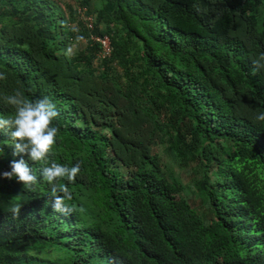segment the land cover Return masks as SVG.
I'll return each instance as SVG.
<instances>
[{"label": "trees", "instance_id": "trees-1", "mask_svg": "<svg viewBox=\"0 0 264 264\" xmlns=\"http://www.w3.org/2000/svg\"><path fill=\"white\" fill-rule=\"evenodd\" d=\"M261 54L264 0H0V95L49 97L51 159L81 167L69 213L40 163L0 175V264H264Z\"/></svg>", "mask_w": 264, "mask_h": 264}, {"label": "clouds", "instance_id": "clouds-1", "mask_svg": "<svg viewBox=\"0 0 264 264\" xmlns=\"http://www.w3.org/2000/svg\"><path fill=\"white\" fill-rule=\"evenodd\" d=\"M253 65L255 72L264 70V54L256 57ZM6 78V73L0 71V80ZM0 103L8 105L11 109L8 113L0 114V134L8 135L14 146V154L21 157L11 160L9 169L0 175L22 182L25 188L30 189L39 182L40 177L29 161L38 162L41 164L40 175L51 188L53 210L61 213L73 211L68 203L71 200L69 184L61 181H75L81 167L78 162L69 165L51 159L59 133V128L54 123L59 115L57 105L49 97H27L20 88L0 95ZM255 119L264 122V111H259ZM25 155L27 160L23 158ZM3 156L4 149L0 148V157ZM48 161L51 162L47 163ZM15 212L17 215L20 213V206L15 208Z\"/></svg>", "mask_w": 264, "mask_h": 264}, {"label": "built area", "instance_id": "built-area-1", "mask_svg": "<svg viewBox=\"0 0 264 264\" xmlns=\"http://www.w3.org/2000/svg\"><path fill=\"white\" fill-rule=\"evenodd\" d=\"M87 24L90 28H93L94 23L92 18H88ZM97 41H99L102 45L101 49V56L103 58H109L112 55V46H111V41L108 37L104 38H98Z\"/></svg>", "mask_w": 264, "mask_h": 264}, {"label": "rangeland", "instance_id": "rangeland-1", "mask_svg": "<svg viewBox=\"0 0 264 264\" xmlns=\"http://www.w3.org/2000/svg\"><path fill=\"white\" fill-rule=\"evenodd\" d=\"M64 2H68V3H70V1L71 0H63ZM74 4V3H73ZM78 6L75 4V8H77ZM86 45H87V43H86V41H80V42H74L73 44H72V49H71V51L72 50H74V51H80L81 49H83V48H85L86 47ZM186 181H188V179L186 180Z\"/></svg>", "mask_w": 264, "mask_h": 264}]
</instances>
